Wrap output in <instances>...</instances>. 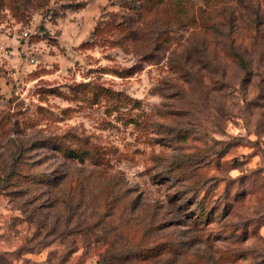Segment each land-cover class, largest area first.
Returning a JSON list of instances; mask_svg holds the SVG:
<instances>
[{
    "label": "rangeland",
    "instance_id": "1",
    "mask_svg": "<svg viewBox=\"0 0 264 264\" xmlns=\"http://www.w3.org/2000/svg\"><path fill=\"white\" fill-rule=\"evenodd\" d=\"M1 45L0 264H264V0H0Z\"/></svg>",
    "mask_w": 264,
    "mask_h": 264
},
{
    "label": "built area",
    "instance_id": "2",
    "mask_svg": "<svg viewBox=\"0 0 264 264\" xmlns=\"http://www.w3.org/2000/svg\"><path fill=\"white\" fill-rule=\"evenodd\" d=\"M20 30L21 33L17 34V31ZM9 36L15 37V38H20V39H29L32 36V31L31 28L28 26H22L19 25L15 30L8 31ZM13 47L12 45H7V46H0V62L3 64L7 60H10V58L13 55ZM28 61L31 65H38L40 63V60L38 57L35 55H32V53H28Z\"/></svg>",
    "mask_w": 264,
    "mask_h": 264
},
{
    "label": "trees",
    "instance_id": "3",
    "mask_svg": "<svg viewBox=\"0 0 264 264\" xmlns=\"http://www.w3.org/2000/svg\"><path fill=\"white\" fill-rule=\"evenodd\" d=\"M237 55H238L240 61H241L242 63H244V59H243V57H241L238 53H237Z\"/></svg>",
    "mask_w": 264,
    "mask_h": 264
}]
</instances>
